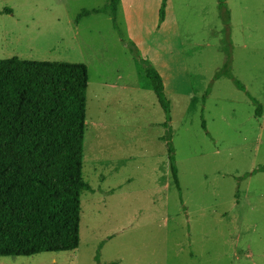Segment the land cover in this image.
<instances>
[{
  "label": "rangeland",
  "instance_id": "obj_1",
  "mask_svg": "<svg viewBox=\"0 0 264 264\" xmlns=\"http://www.w3.org/2000/svg\"><path fill=\"white\" fill-rule=\"evenodd\" d=\"M104 2L0 0L10 9L0 13L1 58L87 66L82 178L96 191L80 194L78 250L0 264H96L97 249L104 264H264V172L238 179L264 165V0H226L231 72L247 93L227 77L212 81L225 60L217 0H119L123 39L108 14L76 20ZM140 59L170 101L183 203Z\"/></svg>",
  "mask_w": 264,
  "mask_h": 264
},
{
  "label": "trees",
  "instance_id": "obj_2",
  "mask_svg": "<svg viewBox=\"0 0 264 264\" xmlns=\"http://www.w3.org/2000/svg\"><path fill=\"white\" fill-rule=\"evenodd\" d=\"M162 1L164 6L168 0ZM217 1L225 60L212 81L227 77L247 93L231 72L230 11L226 0ZM118 3L119 0H105L97 9L81 10L76 20L92 13L108 14L123 39L116 24ZM0 13H10V9L4 8ZM160 16H164L163 8ZM126 44L137 56L134 43ZM140 62L164 113L162 139L172 179L183 203L172 141L170 101L161 75L148 61L140 59ZM87 83V66L82 62L0 57V256L22 257L77 249L80 194L84 190L94 191L82 178ZM249 99L255 106V116H260L261 103L253 96ZM202 128L208 133L203 117ZM259 171L264 172V165L238 179ZM94 258L96 264H104L99 260V249Z\"/></svg>",
  "mask_w": 264,
  "mask_h": 264
},
{
  "label": "crops",
  "instance_id": "obj_3",
  "mask_svg": "<svg viewBox=\"0 0 264 264\" xmlns=\"http://www.w3.org/2000/svg\"><path fill=\"white\" fill-rule=\"evenodd\" d=\"M145 74V73H144ZM146 76V75H145ZM149 79V78H148ZM154 91V90H153ZM155 94V93H154ZM156 96V95H155ZM157 99V98H156ZM91 101V100H90ZM158 101V100H157ZM159 104V103H158ZM160 106V105H159ZM161 108V107H160ZM102 109H103V106H102ZM162 109V108H161ZM163 111V110H162ZM164 114V113H163ZM85 118H86V116H85ZM164 121H165V117H164ZM164 123V122H163ZM162 123V124H163ZM85 125H86V123H85ZM165 129V128H164ZM164 133H165V131H164ZM161 139H162V137H161ZM163 140V139H162ZM164 141V140H163ZM165 142V141H164ZM165 146H166V143H165ZM166 150H167V147H166ZM167 154H168V152H167ZM96 157H98V156H96ZM95 157V158H96ZM168 160H169V158H168ZM86 164V163H85ZM85 164H84V167H85ZM169 169H170V162H169ZM82 170H83V168H82ZM170 174H171V172H170ZM88 184V183H87ZM92 188V187H91ZM94 191L93 192H91V193H95L96 191H95V189L94 188H92ZM85 191H87V190H85ZM90 192V191H89ZM74 251V250H73ZM67 252H69V251H67Z\"/></svg>",
  "mask_w": 264,
  "mask_h": 264
},
{
  "label": "bare ground",
  "instance_id": "obj_4",
  "mask_svg": "<svg viewBox=\"0 0 264 264\" xmlns=\"http://www.w3.org/2000/svg\"><path fill=\"white\" fill-rule=\"evenodd\" d=\"M96 135H98V134H96ZM95 157H96V156H95ZM95 157H92L91 160H94ZM76 250H78V248H77ZM76 250H74V251H76Z\"/></svg>",
  "mask_w": 264,
  "mask_h": 264
}]
</instances>
